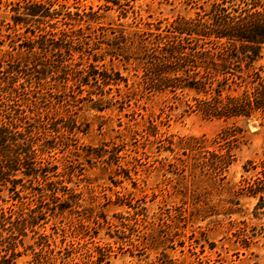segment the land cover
<instances>
[{
    "label": "rangeland",
    "instance_id": "rangeland-1",
    "mask_svg": "<svg viewBox=\"0 0 264 264\" xmlns=\"http://www.w3.org/2000/svg\"><path fill=\"white\" fill-rule=\"evenodd\" d=\"M263 9L0 0V123L29 130L40 168L0 181V264H264V42L212 84L262 100L248 114H208L211 86L148 69L165 44L216 43L187 22Z\"/></svg>",
    "mask_w": 264,
    "mask_h": 264
},
{
    "label": "trees",
    "instance_id": "trees-1",
    "mask_svg": "<svg viewBox=\"0 0 264 264\" xmlns=\"http://www.w3.org/2000/svg\"><path fill=\"white\" fill-rule=\"evenodd\" d=\"M186 32L196 33L198 36H215L216 43L210 48L203 45L198 47L197 43L192 45L186 42L185 44L183 43L184 39L165 44L163 55L158 54L151 60L148 66L149 71L152 73V71L158 70L154 75H157L161 81H167L170 78L168 74L172 72L179 74L186 71L188 77H191V80L186 81V86L203 88L207 91L206 86H211V91L215 95L211 99L206 98L200 102L206 106L208 114L225 116L248 114L255 105L254 101L250 99L249 93H244L242 96L227 95L223 97L222 90L227 78L219 80L217 87H213L212 84L218 76L231 72L229 67L241 50L251 58L257 55L264 42V9L246 11L238 15L220 11L219 14L212 17L211 21L187 22ZM198 38L200 37H197L196 40H199ZM220 38H225V40L220 41ZM91 67L94 69V64H91ZM106 75L102 74L105 84L107 83ZM93 79H95V83L99 82L96 74ZM262 93L263 90H258L257 87L253 92L258 95ZM256 103L257 106H260L262 100H256ZM256 105L255 107H257ZM19 126L21 125L13 120L0 123V181L10 179L11 172L23 166L25 175L37 174L40 169L34 166V158L38 152L33 147V139L29 130H21L18 128ZM42 147L39 149L43 152L44 148ZM44 170L48 171L47 168ZM13 181L15 180L13 179ZM11 190H15V186L11 187ZM11 229L12 227H10Z\"/></svg>",
    "mask_w": 264,
    "mask_h": 264
}]
</instances>
